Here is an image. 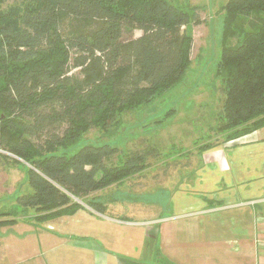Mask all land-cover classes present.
<instances>
[{
  "label": "trees",
  "instance_id": "obj_1",
  "mask_svg": "<svg viewBox=\"0 0 264 264\" xmlns=\"http://www.w3.org/2000/svg\"><path fill=\"white\" fill-rule=\"evenodd\" d=\"M198 9L170 0H0V158L26 171L31 190L17 201L34 209L35 222L83 204L104 213L90 194L158 154L137 148L107 163L120 151L110 139L69 151L90 130H117L125 111L179 83ZM222 10L214 75L224 99L214 128L226 140L264 125V0H227ZM227 34L236 42L226 43ZM16 221L0 211V227Z\"/></svg>",
  "mask_w": 264,
  "mask_h": 264
},
{
  "label": "crops",
  "instance_id": "obj_2",
  "mask_svg": "<svg viewBox=\"0 0 264 264\" xmlns=\"http://www.w3.org/2000/svg\"><path fill=\"white\" fill-rule=\"evenodd\" d=\"M195 157L144 197L125 179L118 197L92 192L104 213L1 226L0 264H264V125Z\"/></svg>",
  "mask_w": 264,
  "mask_h": 264
},
{
  "label": "rangeland",
  "instance_id": "obj_3",
  "mask_svg": "<svg viewBox=\"0 0 264 264\" xmlns=\"http://www.w3.org/2000/svg\"><path fill=\"white\" fill-rule=\"evenodd\" d=\"M170 1L186 9L194 6L199 8L197 10L199 21L189 25L193 36L191 64L182 79L146 108L125 111L120 125H117V130L107 134H102L97 129L90 130L86 135L81 136L69 151L73 153L85 144H98L110 139L108 142L118 146L120 151L109 156L106 161L119 163L123 158L122 154L126 151L137 148L155 149L158 154L149 156L142 168L128 176L122 184V188L137 187L134 191L143 192L141 195L143 197L144 193L149 191L150 185H152L151 189L163 186L164 181L168 180L164 176L165 170H174L177 167L173 166L176 161L180 164L191 163V159L193 157L196 159L195 155L203 145L221 140L227 135L214 128L218 110L224 99L222 92L224 84L219 77H215L214 71L223 44L225 13L222 5L227 0ZM241 20L246 19L240 18L237 22ZM139 33L137 30L133 32L134 36ZM225 42L235 43L236 36L227 34ZM112 135L115 137L112 138ZM9 160L0 161V211L13 213L18 221L42 226L43 222L33 220L32 216L35 213L33 208L23 207L18 203V196L31 189L27 182L26 171L20 165L13 163L10 165L11 163L8 162L9 167L5 169L3 164ZM6 176L8 181L5 185L3 180ZM118 183H112L96 192L104 193L103 195L107 197H118L116 192L119 189ZM146 197L149 198L147 195Z\"/></svg>",
  "mask_w": 264,
  "mask_h": 264
}]
</instances>
